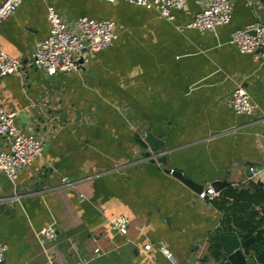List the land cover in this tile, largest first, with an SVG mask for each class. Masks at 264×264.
<instances>
[{
    "label": "crops",
    "instance_id": "0c3cea01",
    "mask_svg": "<svg viewBox=\"0 0 264 264\" xmlns=\"http://www.w3.org/2000/svg\"><path fill=\"white\" fill-rule=\"evenodd\" d=\"M50 6L69 24L81 17L114 21L117 39L78 71L48 76L28 68L0 76L1 104L44 144L16 182L17 192L31 195L0 203L3 264H210L211 238L234 233L227 230L235 222L165 168L204 186L257 184L264 61L241 53L231 34L264 24V0H233L232 21L203 33L187 27L201 9L198 0L175 10L173 21L125 1L23 0L0 25V47L27 58L50 33ZM237 83L258 105L251 115L227 105ZM148 132L165 142L167 164L145 160L137 139ZM8 148L0 136V150ZM65 176L83 180L68 189ZM13 191L0 173V197ZM119 215L130 220L127 235L111 226ZM50 224L57 239L39 240L36 232ZM248 254L258 262L255 251Z\"/></svg>",
    "mask_w": 264,
    "mask_h": 264
},
{
    "label": "built area",
    "instance_id": "2783aa9c",
    "mask_svg": "<svg viewBox=\"0 0 264 264\" xmlns=\"http://www.w3.org/2000/svg\"><path fill=\"white\" fill-rule=\"evenodd\" d=\"M108 3L125 1L130 4L157 10L169 21L174 20L173 12L183 9L188 0H104ZM23 0H4L0 5V25L11 16ZM201 9L193 22L187 27L200 32L212 31L218 27L228 25L233 17V0H198ZM50 21L49 35L36 44L30 55L23 59L9 54L0 47V76L25 75L28 68H35L48 76L58 73L81 70L89 63L96 53L114 45L117 34L115 22L111 20H96L81 17L75 23L69 24L52 6L48 7ZM231 43L235 44L241 53L250 54L256 61H264V24L253 23L243 29H237L231 34ZM227 105L237 114H253L258 105L253 101L243 84L237 83ZM15 112L8 111L0 102V136L6 137L9 148L0 150V173L5 175L13 185V194L0 197V203L16 201L31 195L30 192H17L16 182L20 170L32 165L43 155L44 144L42 138L35 131H23L14 122ZM164 152L153 153L144 157L146 161L157 160ZM253 170V168L251 169ZM173 172V170H172ZM252 175H253V171ZM171 174V173H170ZM91 178V177H88ZM82 179L62 178L64 188H74ZM214 182L204 186L198 193L202 200L213 202L220 196L222 190H216ZM113 230L121 235H127L130 220L125 215H119L111 220ZM39 240L54 241L58 237V228L50 224L36 232ZM152 245L144 246L150 250ZM8 246L0 241V264L5 261ZM166 255L170 251L161 246ZM97 254L101 252L96 251ZM52 264H55L52 261ZM145 264V263H132Z\"/></svg>",
    "mask_w": 264,
    "mask_h": 264
},
{
    "label": "trees",
    "instance_id": "16d2710c",
    "mask_svg": "<svg viewBox=\"0 0 264 264\" xmlns=\"http://www.w3.org/2000/svg\"><path fill=\"white\" fill-rule=\"evenodd\" d=\"M213 203L224 211L225 221L235 222V228L231 227V231L226 229L228 232H237L246 239H253L248 251H255L259 264H264V189L256 183H250L246 188L229 186L221 191ZM256 206L259 209L255 210ZM240 212L244 215L239 216ZM217 236L211 238L210 250L213 255L220 246V235Z\"/></svg>",
    "mask_w": 264,
    "mask_h": 264
},
{
    "label": "water",
    "instance_id": "95a60500",
    "mask_svg": "<svg viewBox=\"0 0 264 264\" xmlns=\"http://www.w3.org/2000/svg\"><path fill=\"white\" fill-rule=\"evenodd\" d=\"M137 142L146 150V157L153 153L164 152L163 155L158 157L157 160H152V162H158L164 165L167 164V155L163 150L165 142L160 136L148 132L144 137L138 138ZM259 170V177L256 182L261 188H264V166ZM165 172L171 173L193 191L200 193L204 188V185L197 183L194 179L185 175L184 171L181 169L166 167ZM228 184L229 183L225 181H216L213 183L216 190H223ZM219 237L220 246L217 253L213 255L210 264H258L256 258L248 254L250 253L248 248L253 242V239H246L237 232H222Z\"/></svg>",
    "mask_w": 264,
    "mask_h": 264
}]
</instances>
